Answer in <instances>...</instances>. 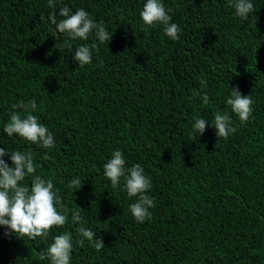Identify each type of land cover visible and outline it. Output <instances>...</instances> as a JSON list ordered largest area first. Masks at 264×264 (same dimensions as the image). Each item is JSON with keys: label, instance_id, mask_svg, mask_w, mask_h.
<instances>
[{"label": "trees", "instance_id": "16d2710c", "mask_svg": "<svg viewBox=\"0 0 264 264\" xmlns=\"http://www.w3.org/2000/svg\"><path fill=\"white\" fill-rule=\"evenodd\" d=\"M251 2L245 20L230 0H162L181 29L173 41L162 25L143 23L147 0H56L54 9L48 0H0V148L30 150L36 172L23 183L51 179L68 209L46 239L0 226V264H50L40 253L64 232L70 264H264V0ZM65 5L102 22L112 40L101 44L93 32L61 52L55 46L68 38L48 17ZM93 42L99 51L79 68L75 49ZM235 87L255 101L247 123L226 104ZM33 99L51 149L3 132L12 105ZM217 111L237 129L227 139L212 126ZM196 118L209 122L202 136L193 135ZM116 150L152 179L155 207L143 223L123 180L113 189L104 175ZM73 178L78 191L68 187ZM81 226L105 247L96 251Z\"/></svg>", "mask_w": 264, "mask_h": 264}, {"label": "clouds", "instance_id": "9594fccd", "mask_svg": "<svg viewBox=\"0 0 264 264\" xmlns=\"http://www.w3.org/2000/svg\"><path fill=\"white\" fill-rule=\"evenodd\" d=\"M230 4L235 9V14L245 20H248L250 14L255 11L251 0H230ZM48 6L54 9L56 0H48ZM170 12L171 9L166 8L162 0H147L140 16L146 26L162 25L165 35L175 41L179 39L181 29L177 23L171 22ZM48 18L50 23L55 25L57 31L68 38L63 44H56L55 47L61 52L65 47L71 48L70 41L88 40L93 32L96 40L101 44L111 41L113 37L102 22L97 23L82 8L73 12L65 5L59 8V16L54 11ZM93 50L99 51L95 42L84 44L75 49L73 59L78 63L79 68L92 63ZM200 83L202 87L207 86V82L203 79ZM195 95L200 96L201 93L196 92ZM202 101L207 105L209 96L203 94ZM254 103L251 94L245 96L239 87L232 88L230 97L226 99V104L238 116L241 123H247L251 118ZM12 109L14 111L9 114L10 119L3 128V132L7 136L18 135L44 149H51L54 146V135L40 122L38 116L33 115L37 109L35 99L27 103L24 101L15 103L12 105ZM208 124L207 120L196 118L192 125L193 135L202 136ZM232 124V118L227 111L223 113L217 111L214 114L212 126L216 129L217 138L227 139L230 134L236 132L237 129ZM5 156L10 157L11 166L4 159ZM44 159H48V156L45 155ZM125 165L124 153L116 150L112 153L111 159L103 166L104 175L110 180L113 189H121V180H123L121 190L126 191L129 198H136V201L129 206L131 214L137 222L143 223L152 218L151 209L155 207V201L147 194L152 187V179L146 175L140 164H134L132 167ZM35 172L36 164L30 150L28 152L19 150L9 152L0 148V226L10 230L5 232V235L15 233L17 236H26L32 240L37 237L46 239L51 229L56 226L63 227L68 221V209L63 204L59 190L55 188L51 179L37 176L32 180L30 187L23 183L26 177L34 175ZM68 187L76 188L78 191L81 188L80 179L73 178ZM77 208L81 211L84 210L80 207ZM81 220L80 211H74L72 221L81 223ZM78 233L87 239L96 251L105 247L103 239H97L96 233L91 229L81 226ZM83 242V240L79 241L81 245ZM72 249V235L69 232H64L56 235L54 242L40 255L42 259H48L50 264H70Z\"/></svg>", "mask_w": 264, "mask_h": 264}]
</instances>
